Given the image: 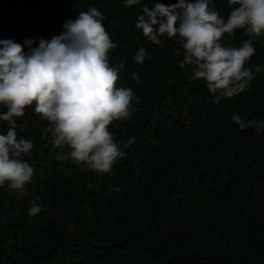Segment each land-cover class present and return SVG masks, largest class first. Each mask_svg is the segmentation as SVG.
I'll use <instances>...</instances> for the list:
<instances>
[{"label":"trees","instance_id":"1","mask_svg":"<svg viewBox=\"0 0 264 264\" xmlns=\"http://www.w3.org/2000/svg\"><path fill=\"white\" fill-rule=\"evenodd\" d=\"M156 2L177 0H0V38H33V47L95 6L117 44L110 65L124 63L116 86L140 100L109 126L119 143L135 140L107 174L57 160L68 148L52 146L49 122L31 108L17 118L18 138L34 143L25 157L34 173L23 194L0 187V264H264V130H241L231 119L233 112L264 118V71L214 103L205 82L179 67L176 40L157 45L135 27L143 6ZM211 6L225 18L233 7ZM248 38L237 29L222 43L238 47ZM139 46L143 64L132 59ZM253 46L247 66H264V35ZM33 202L42 205L36 215Z\"/></svg>","mask_w":264,"mask_h":264},{"label":"clouds","instance_id":"2","mask_svg":"<svg viewBox=\"0 0 264 264\" xmlns=\"http://www.w3.org/2000/svg\"><path fill=\"white\" fill-rule=\"evenodd\" d=\"M213 0H177L176 3L146 4L135 21L148 42L160 45L174 39L182 48L179 67L188 80L202 79L213 102L231 98L246 90L264 66H247L256 49L253 42L264 35V0H227L231 7L227 18L214 7ZM124 5H138L140 0H123ZM105 17L95 6L88 5L74 19L66 18L63 30L50 39L23 43L0 38V121L7 124L0 132V187L5 185L20 194L33 176L30 157L34 143L17 136V118L31 108L49 124L44 131L51 136L53 147L67 146L66 155L81 169L98 174L113 171V165L126 155L124 149L134 143L129 137L119 143L109 126L124 121L136 111L139 97L131 87H117L124 63H109V50L117 44L105 30ZM244 29L248 39L238 47L222 43L227 33ZM27 49L26 51L24 49ZM146 49L139 46L132 59L143 64ZM187 66V67H186ZM139 81V76L133 74ZM135 102V104L133 103ZM232 121L241 129L264 130V118L245 119L237 112ZM91 187V185H88ZM118 190V189H117ZM42 205L33 202L30 215L38 214Z\"/></svg>","mask_w":264,"mask_h":264}]
</instances>
